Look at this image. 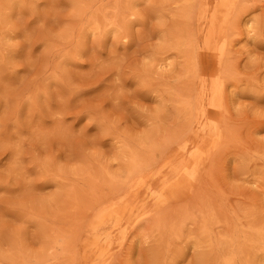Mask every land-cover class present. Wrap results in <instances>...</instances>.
Segmentation results:
<instances>
[{
	"label": "rangeland",
	"instance_id": "374dc122",
	"mask_svg": "<svg viewBox=\"0 0 264 264\" xmlns=\"http://www.w3.org/2000/svg\"><path fill=\"white\" fill-rule=\"evenodd\" d=\"M0 264H264V0H0Z\"/></svg>",
	"mask_w": 264,
	"mask_h": 264
},
{
	"label": "bare ground",
	"instance_id": "6f19581e",
	"mask_svg": "<svg viewBox=\"0 0 264 264\" xmlns=\"http://www.w3.org/2000/svg\"><path fill=\"white\" fill-rule=\"evenodd\" d=\"M219 80V79H218ZM218 80H216V82L218 81ZM216 85V84H215ZM220 87H221V85H220ZM215 89H216V87H215ZM215 94V93H214Z\"/></svg>",
	"mask_w": 264,
	"mask_h": 264
}]
</instances>
